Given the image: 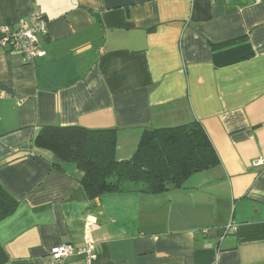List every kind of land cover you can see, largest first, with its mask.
I'll list each match as a JSON object with an SVG mask.
<instances>
[{
	"label": "crops",
	"instance_id": "0c3cea01",
	"mask_svg": "<svg viewBox=\"0 0 264 264\" xmlns=\"http://www.w3.org/2000/svg\"><path fill=\"white\" fill-rule=\"evenodd\" d=\"M37 10L45 56L0 46V183L19 201L0 264H56L90 216L93 264H264V0H0V30ZM193 120L220 163L156 194L91 200L34 144L45 125L114 128L125 160L146 128Z\"/></svg>",
	"mask_w": 264,
	"mask_h": 264
},
{
	"label": "trees",
	"instance_id": "16d2710c",
	"mask_svg": "<svg viewBox=\"0 0 264 264\" xmlns=\"http://www.w3.org/2000/svg\"><path fill=\"white\" fill-rule=\"evenodd\" d=\"M117 138L114 128L45 125L34 144L54 152L58 165L75 163L91 200L110 192L156 194L181 188L191 175L220 163L209 134L198 120L146 128L133 156L125 160L116 156ZM18 205V199L0 183V222L14 214Z\"/></svg>",
	"mask_w": 264,
	"mask_h": 264
},
{
	"label": "built area",
	"instance_id": "2783aa9c",
	"mask_svg": "<svg viewBox=\"0 0 264 264\" xmlns=\"http://www.w3.org/2000/svg\"><path fill=\"white\" fill-rule=\"evenodd\" d=\"M251 1L258 3L261 0ZM47 25V20L37 10L32 14V23L20 19L16 27L4 25L0 30V46L9 49L10 52L20 53L29 62L43 57L46 52L40 45L39 35L47 32ZM97 223L96 217L87 218L86 243L83 247H76L70 243L54 246L50 252L52 262L64 264L67 258L82 255L85 264H93L97 257V251L90 231L96 227Z\"/></svg>",
	"mask_w": 264,
	"mask_h": 264
}]
</instances>
